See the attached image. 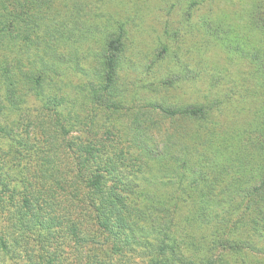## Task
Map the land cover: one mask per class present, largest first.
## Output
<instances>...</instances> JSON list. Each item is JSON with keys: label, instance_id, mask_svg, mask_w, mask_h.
I'll use <instances>...</instances> for the list:
<instances>
[{"label": "trees", "instance_id": "trees-1", "mask_svg": "<svg viewBox=\"0 0 264 264\" xmlns=\"http://www.w3.org/2000/svg\"><path fill=\"white\" fill-rule=\"evenodd\" d=\"M63 1L0 0V264H264V0Z\"/></svg>", "mask_w": 264, "mask_h": 264}, {"label": "rangeland", "instance_id": "rangeland-1", "mask_svg": "<svg viewBox=\"0 0 264 264\" xmlns=\"http://www.w3.org/2000/svg\"><path fill=\"white\" fill-rule=\"evenodd\" d=\"M113 1L116 2L117 4L122 3V0H113ZM65 3H67V1H63V0H52V1H49V0H46V4L45 5L51 7L53 9L52 10L53 12H56V10L61 9L64 6ZM97 5H99V3ZM136 7H134V5H133V8H136ZM43 8L47 9L45 6H43ZM176 9H177V7H175L172 10H176ZM97 11L99 12V7H98ZM142 14H143V17H146V19L144 20L145 23H142V26H141L139 32L143 33V37L146 40L144 45L147 46L148 42H152V39L155 36V31H153V20L151 19L150 15L147 13L145 8H142ZM122 15H123L122 10L119 9V11H117V8H116L114 11H112V13L110 15L106 16V18L108 20V25L117 27L120 23H122L124 21V18H123ZM166 16L168 17V15H166ZM166 16H165V13H164L162 19L164 20L165 18H167ZM180 20L184 21L185 23H190L191 24V25H187V27H190L192 29L194 28L195 31L197 29L196 17H194V19L188 20L186 17L182 18V17H180L178 15L177 16V21L178 22L175 21L173 26H172V28H170L171 36H170L169 39L170 40L172 39V41L177 39L178 42H180V41L184 42L183 39L189 34V29L187 27L183 26L179 22ZM134 26L135 25L130 26L129 29L132 28V32L138 31L137 28H135ZM156 33H161V34L164 33L165 34V32H163V28L160 29L159 27H158V30L156 31ZM165 37H167V36H165ZM137 39L138 40H142V35L140 33H138Z\"/></svg>", "mask_w": 264, "mask_h": 264}]
</instances>
